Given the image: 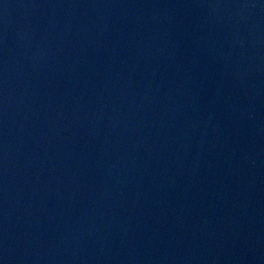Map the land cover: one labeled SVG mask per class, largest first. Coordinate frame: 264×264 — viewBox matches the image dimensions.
Wrapping results in <instances>:
<instances>
[{
  "label": "water",
  "instance_id": "1",
  "mask_svg": "<svg viewBox=\"0 0 264 264\" xmlns=\"http://www.w3.org/2000/svg\"><path fill=\"white\" fill-rule=\"evenodd\" d=\"M0 264H264V0H0Z\"/></svg>",
  "mask_w": 264,
  "mask_h": 264
}]
</instances>
